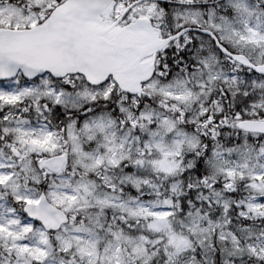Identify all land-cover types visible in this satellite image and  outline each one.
<instances>
[{"label": "snow or ice", "instance_id": "obj_1", "mask_svg": "<svg viewBox=\"0 0 264 264\" xmlns=\"http://www.w3.org/2000/svg\"><path fill=\"white\" fill-rule=\"evenodd\" d=\"M0 264H264V0H0Z\"/></svg>", "mask_w": 264, "mask_h": 264}]
</instances>
